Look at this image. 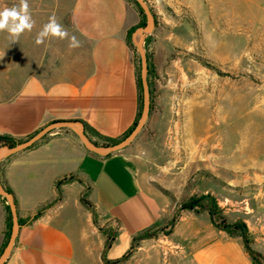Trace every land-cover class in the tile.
Masks as SVG:
<instances>
[{
	"label": "crops",
	"instance_id": "obj_1",
	"mask_svg": "<svg viewBox=\"0 0 264 264\" xmlns=\"http://www.w3.org/2000/svg\"><path fill=\"white\" fill-rule=\"evenodd\" d=\"M43 72L41 65L33 74L11 76L9 94L0 102L1 134L24 141L53 122L81 121L88 140L104 146L122 138L138 120L139 87L130 51L101 52L96 66L78 82L45 84ZM182 91L180 77H172L152 99L148 120L137 137L109 156L89 151L73 127L55 128L31 147L10 155L1 166L0 185L12 192L22 223L3 264L117 261L130 252L140 234L164 227L177 260L170 264H254L243 238L212 221L214 203L228 224L247 226L250 247L264 256L261 190L244 195L243 205L236 204L235 209L226 208L229 199L223 195L214 199L213 190L202 192L196 186L188 190L192 170L204 161L210 166L218 163L223 146L218 138L210 141L214 134L209 129L197 137L193 112L175 118L174 101ZM226 158L229 168L241 167L230 163L231 156ZM251 179L264 181L249 178L244 183ZM199 192L210 196L211 204L182 207ZM8 207L0 194V259L8 233ZM108 240L110 246L105 248ZM149 240L155 246L156 241Z\"/></svg>",
	"mask_w": 264,
	"mask_h": 264
},
{
	"label": "rangeland",
	"instance_id": "obj_2",
	"mask_svg": "<svg viewBox=\"0 0 264 264\" xmlns=\"http://www.w3.org/2000/svg\"><path fill=\"white\" fill-rule=\"evenodd\" d=\"M145 1L155 27L149 33H138L136 40L151 68V101L172 77H180L183 91L174 101L175 118L193 112L197 137L209 129L214 134L210 141L218 138L223 146L218 163L210 166L204 161L201 168L192 170L188 190L192 186L202 192L213 190L214 199H229L226 208L242 206L247 193H264V181L244 183L249 178L264 180V0ZM28 3L35 21L31 32L25 31L17 42H12L6 31L0 32V102L9 94L13 74L30 75L42 65L45 84L78 82L96 66L98 54L114 48L130 51L136 75L141 77V53L133 42V32L139 26H148L149 21L135 0ZM14 5L18 6L19 0H0V10ZM52 15L68 31L69 38H47L43 44H36L37 34ZM71 36L80 42L79 47H69ZM142 100L141 114L143 92ZM227 156L232 157L230 163L241 167L229 168ZM8 157L0 159V170ZM242 164L252 168H243ZM201 195L199 192L196 198ZM261 215L264 217V212ZM217 217L219 221L224 218L222 211ZM140 236L120 261L106 263L103 258H90L84 264L177 261L166 241L167 227L147 230ZM148 239H154L155 246L149 245L153 241ZM261 243L264 247V240Z\"/></svg>",
	"mask_w": 264,
	"mask_h": 264
},
{
	"label": "water",
	"instance_id": "obj_3",
	"mask_svg": "<svg viewBox=\"0 0 264 264\" xmlns=\"http://www.w3.org/2000/svg\"><path fill=\"white\" fill-rule=\"evenodd\" d=\"M142 8V10L145 12L147 19L149 21L148 26H140L135 29L133 33V42L137 49L141 53V62H142V71H141V83H142V92H143V99H144V106H143V112L141 114V117L139 121L137 122L136 126L133 130L125 137L123 138L119 143L115 145L110 146H98L90 142L86 136L85 133V126L80 121H59V122H53L49 124L48 126L42 128L29 138H27L24 141H21L17 143L14 147H8V146H1L0 147V159L1 156H10L13 154H16L20 151H23L32 145H34L37 141H39L41 138H43L46 134H48L50 131H52L55 128L60 127H77L78 128V137L81 140V142L84 144V146L91 152H94L96 154L102 155V156H109L114 152L120 151L127 146H129L133 140L137 137V135L140 133V131L145 126L146 121L148 120L149 114H150V108H151V94H150V88L148 83V59L146 56V53L142 46L138 43L136 40V35L143 34V33H149L151 32L155 27V20L154 16L150 13V11L147 8L146 1L145 0H135ZM141 39H143V36H141ZM0 194L3 195L6 200L10 204V212L12 217V232L11 237L4 248L3 255L0 259V264H3L5 260L8 258V255L10 254V251L15 244L16 238L18 236L20 223L18 219L17 214V208L16 204L14 202L13 195L4 190L0 185ZM203 202H207L206 196H201L198 198H193L189 202H186L182 204L183 208H191V209H199L200 204ZM211 208V218L212 221L215 223L214 218V204L210 205ZM220 227V226H219ZM221 229L225 230L224 227H220Z\"/></svg>",
	"mask_w": 264,
	"mask_h": 264
},
{
	"label": "clouds",
	"instance_id": "obj_4",
	"mask_svg": "<svg viewBox=\"0 0 264 264\" xmlns=\"http://www.w3.org/2000/svg\"><path fill=\"white\" fill-rule=\"evenodd\" d=\"M35 25L29 11L28 0H19V5L7 7L0 10V32L6 31L12 38V42H17L21 34L25 31L31 32ZM47 38H59L61 40L69 38V33L57 21L55 15L49 17L42 30L37 34L36 44H43ZM80 42L75 36L70 37L69 47L77 48Z\"/></svg>",
	"mask_w": 264,
	"mask_h": 264
},
{
	"label": "trees",
	"instance_id": "obj_5",
	"mask_svg": "<svg viewBox=\"0 0 264 264\" xmlns=\"http://www.w3.org/2000/svg\"><path fill=\"white\" fill-rule=\"evenodd\" d=\"M142 26H144V25H142ZM150 75H151V68H150V64H149V60H148V83H149V88H150V82H149V76ZM137 82H138V87H139V100H140V108H141L143 100H142V83H141V78L140 77H137ZM150 94H151V89H150ZM140 117H141V110H140V113L138 115V120L136 121L134 126L128 131V133H126L122 138H120L118 140H110L105 146L115 145V144L119 143L123 138H125L131 132V130L134 129V127L136 126V124L139 121ZM19 142H21V141L15 139L14 137H12L10 135L0 134V146L14 147ZM6 191L9 192L10 194H12V192L10 190H8V189ZM206 198L208 199V198H210V196H206ZM7 211H8V217H7L8 233H7L6 242L4 244V248L6 247L8 241H9V239L11 237V232H12V217H11L10 207L7 208ZM217 216H218L217 206L214 203V218H215V222H216L217 226L218 227L219 226L220 227H224L225 230L228 231L232 235L241 236L243 238V240H244L246 249H247L248 253L250 254L254 264H264V256L262 254H260L259 252H256V251L252 250V248L250 247L251 240H250V237H249V232H248L247 226L244 223H242V222H238V223H236L234 225H231V224H228L224 218H221L220 221H219ZM36 217H37V215H35L32 219H30L28 221L31 222ZM19 223L21 224L22 222H19ZM140 237L142 238L143 236H140ZM109 246H110V242L108 240L106 242L105 248H108ZM120 260H117L116 262H118ZM105 261H106V263H111V262H109L107 260H105Z\"/></svg>",
	"mask_w": 264,
	"mask_h": 264
},
{
	"label": "flooded vegetation",
	"instance_id": "obj_6",
	"mask_svg": "<svg viewBox=\"0 0 264 264\" xmlns=\"http://www.w3.org/2000/svg\"><path fill=\"white\" fill-rule=\"evenodd\" d=\"M207 201H208L209 204H211V202H212V201H211V198H208ZM208 203H207V204H208ZM204 204H206V203L203 202V203H201L200 205H204Z\"/></svg>",
	"mask_w": 264,
	"mask_h": 264
},
{
	"label": "bare ground",
	"instance_id": "obj_7",
	"mask_svg": "<svg viewBox=\"0 0 264 264\" xmlns=\"http://www.w3.org/2000/svg\"><path fill=\"white\" fill-rule=\"evenodd\" d=\"M139 37H140V35H137V37H136V38H137V39H139ZM3 156H4V155H2V156H1V158H2Z\"/></svg>",
	"mask_w": 264,
	"mask_h": 264
}]
</instances>
